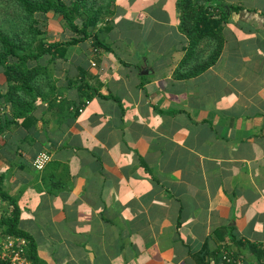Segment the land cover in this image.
<instances>
[{"label": "crops", "instance_id": "1", "mask_svg": "<svg viewBox=\"0 0 264 264\" xmlns=\"http://www.w3.org/2000/svg\"><path fill=\"white\" fill-rule=\"evenodd\" d=\"M222 1L241 9L189 79L173 78L187 45L178 0H110L92 32L103 46L89 36L31 63L43 72L27 119L0 133V176L45 264H225L222 252L264 264L250 248L264 243V0Z\"/></svg>", "mask_w": 264, "mask_h": 264}, {"label": "trees", "instance_id": "2", "mask_svg": "<svg viewBox=\"0 0 264 264\" xmlns=\"http://www.w3.org/2000/svg\"><path fill=\"white\" fill-rule=\"evenodd\" d=\"M9 1L11 7L20 13L21 18L28 21V25L22 31L25 39L17 32L0 28V70H3L7 84L6 91L0 94V98L10 104L12 115V118L4 121L0 118V133L9 122L19 118L27 119L26 113L37 91L35 80L43 72L42 67L31 63L45 54L51 58L55 53L63 55L65 47L89 36L92 37L94 46L102 45L92 32L99 21H106L112 13L110 0L98 5L95 0ZM177 6L180 12L179 29L186 36L187 45L180 65L173 72V78L183 80L199 75L217 61L224 42L221 34L222 24L227 21L229 10L237 12L241 7L226 6L222 0H178ZM49 11L61 16L64 26L73 33V36L61 42H46L40 39L35 47L37 50L34 51L32 47L34 33H41L33 29V23L37 22L34 14H45ZM206 49L207 53L204 52ZM0 200L7 205V211L0 216V238L11 236L24 239L25 246L22 252L26 260L30 264H45L37 256L33 238L18 227L20 213L18 204L16 198L2 187L1 176ZM250 248L261 259L262 247L259 245ZM0 264L7 262L0 258Z\"/></svg>", "mask_w": 264, "mask_h": 264}, {"label": "rangeland", "instance_id": "3", "mask_svg": "<svg viewBox=\"0 0 264 264\" xmlns=\"http://www.w3.org/2000/svg\"><path fill=\"white\" fill-rule=\"evenodd\" d=\"M95 1L97 2V5H98V4L105 3L106 0H95ZM11 6H12V4L10 3L9 0H0V28L5 30V31L17 32L22 37V39H25V36L22 34V31L27 27L28 21L25 19H22L20 13L17 10H14ZM51 13H53V12L49 11L45 14H43V13H35L34 14V18H35V20H37V22L33 23V29L39 30L41 32L39 34L34 33L35 39L32 42V47H34V49H33L34 51L37 50V49H35V47L38 45V43H39L38 41L40 39L44 40L46 37L43 35V33L45 32L44 31L45 27H47V30H48L49 26L52 29H56L59 26H62V28L65 27L62 19L60 22L61 25L54 24L53 22H52L53 24L48 23L47 20H48V18H50ZM57 16H59V15L57 14ZM46 39H48V38H46ZM26 51L27 50H25V52ZM204 52L207 53L208 49H206ZM2 239L3 238H0V241Z\"/></svg>", "mask_w": 264, "mask_h": 264}, {"label": "built area", "instance_id": "4", "mask_svg": "<svg viewBox=\"0 0 264 264\" xmlns=\"http://www.w3.org/2000/svg\"><path fill=\"white\" fill-rule=\"evenodd\" d=\"M81 111V110H80ZM50 156L46 152H39L32 160L31 165L36 170H42L49 162ZM25 246V240L22 238H13L5 236L0 241V258L5 260L7 264H30L23 256L22 249ZM263 249L261 261L264 263V243L260 244ZM220 259L225 264H244L240 257L233 256L232 254L222 252Z\"/></svg>", "mask_w": 264, "mask_h": 264}]
</instances>
